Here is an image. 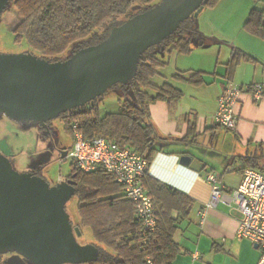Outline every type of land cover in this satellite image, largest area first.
I'll return each instance as SVG.
<instances>
[{"label": "trees", "instance_id": "16d2710c", "mask_svg": "<svg viewBox=\"0 0 264 264\" xmlns=\"http://www.w3.org/2000/svg\"><path fill=\"white\" fill-rule=\"evenodd\" d=\"M19 19L12 25L14 42L26 41L35 54L50 60L67 58L72 48L88 45L105 38L112 27L125 19L154 5L158 0H12ZM219 0H207L205 8L214 7ZM139 5V8L134 9ZM244 29L264 39V9H251ZM101 29V33L96 32ZM195 19L181 23L178 31L162 44L164 51L187 53L192 51L190 38L197 34ZM147 49L137 63V73L128 85L117 84L124 89L120 110L101 113L98 98L81 108L68 112L65 129L72 133L77 122L87 138L97 136L129 146L146 155L151 163L157 148L155 143L165 139L151 121L149 105L158 100L178 101L183 91L171 83L154 84L151 77L158 74L165 60ZM67 50L69 53L66 54ZM253 61L250 54L234 46L226 62V77L231 80L237 66L243 61ZM204 71L188 76L176 74L178 80L193 85L204 83ZM153 89L155 94H151ZM132 90L134 97L129 94ZM217 126V125H216ZM192 129V128H191ZM74 140V138H73ZM246 167H258L256 156H241ZM70 175L76 181L79 196L80 222L74 224L91 228L100 248V264H146L153 258L155 264H172L179 253L174 233L180 219L187 218L194 199L177 189H172L147 171L143 185L153 198L157 228L144 233L137 216L136 205L127 198L122 185L105 169L85 172L74 161L70 163ZM174 212H177L174 215Z\"/></svg>", "mask_w": 264, "mask_h": 264}, {"label": "water", "instance_id": "95a60500", "mask_svg": "<svg viewBox=\"0 0 264 264\" xmlns=\"http://www.w3.org/2000/svg\"><path fill=\"white\" fill-rule=\"evenodd\" d=\"M8 1L0 0V12ZM206 2L160 0L112 27L101 41L80 44L65 59L0 52V118L45 127L49 119L94 103L114 85L130 84L139 57L177 32L185 20L197 22ZM11 155L7 141L0 140V255L17 252L33 264L97 261L100 248L79 242L81 230L66 210L77 192L76 181L51 185L42 176L16 169ZM189 160L181 157L183 164Z\"/></svg>", "mask_w": 264, "mask_h": 264}, {"label": "crops", "instance_id": "0c3cea01", "mask_svg": "<svg viewBox=\"0 0 264 264\" xmlns=\"http://www.w3.org/2000/svg\"><path fill=\"white\" fill-rule=\"evenodd\" d=\"M244 1L219 0L199 17L210 24H220L221 30L238 17L246 21L253 8L264 9L253 4L243 8ZM208 31L205 32L215 34ZM244 43L239 48L255 60L241 62L230 80L243 87L234 109L238 116L235 128L216 126L213 122L220 93L228 81L226 62L232 49L227 61L221 63L223 71L216 69V77L205 79L198 86L177 79L178 83L173 85L183 91L181 99L158 100L149 105L151 121L166 137L155 143L157 151L149 175L194 199L190 215L177 223L174 240L180 251L172 264H256L260 255L249 240L237 235L242 213L235 202L229 205L219 200L216 206H207L212 191L208 174H215L223 189L231 194L242 182L247 165L241 156H256L257 168L264 170V93L255 101L246 89L254 83L264 85V39L250 34ZM183 155L190 157L188 164L181 162ZM204 207L205 214L201 216L199 211Z\"/></svg>", "mask_w": 264, "mask_h": 264}, {"label": "rangeland", "instance_id": "374dc122", "mask_svg": "<svg viewBox=\"0 0 264 264\" xmlns=\"http://www.w3.org/2000/svg\"><path fill=\"white\" fill-rule=\"evenodd\" d=\"M12 3L13 1L10 0L4 12V17L0 21V52H33V50H30L26 41L20 44L14 42V33L11 28L19 17ZM251 4L256 5L255 7L264 8V0H246L242 3V7L247 9V7H252ZM239 19L238 17L234 19V22L229 21L220 30V24L213 25L204 20V18L198 17L196 22L198 33L190 38L191 52H167L162 49V46H152L149 53L163 58L166 63L159 66L158 74L152 76L151 81L157 85H162L166 82L175 84L178 83L175 77L176 74L187 76L197 71H204V79L208 81L216 77V69L218 72L223 71V64L221 63L227 61L230 50L234 46L246 45L244 40L246 42L247 36L251 34L243 27L245 21ZM204 23L208 24L205 25ZM203 28L205 31H208L207 29L214 31L215 34H207ZM96 32L101 33L102 31L101 29H97ZM200 34H202V37H200ZM68 53L69 50H67L66 54ZM149 92L155 94L153 89H149ZM124 94V89L121 86H113L105 94L99 96L98 101L100 103L101 113L119 111L121 99L124 98ZM53 126L59 137V145L71 148L74 140L66 132L63 119L61 117L53 119ZM2 139L6 140L10 146L16 159V167L19 171H26L34 165L47 162L51 157L50 152H46V146L49 140L44 136L41 128H38L37 123L15 121L3 115L0 118V140ZM70 161L69 158L60 159L56 152L53 153L51 160L44 169L52 184L57 183L61 178L66 179L68 177L71 170ZM234 172L236 173V171ZM78 205L79 196L77 194L73 195L66 204V210L70 215L73 225L80 222ZM81 233L77 237L81 244L97 243L90 227L82 226ZM8 255L11 257L4 259L1 264H30L26 260H21L13 253H9L6 256ZM62 264H100V261H67Z\"/></svg>", "mask_w": 264, "mask_h": 264}, {"label": "built area", "instance_id": "2783aa9c", "mask_svg": "<svg viewBox=\"0 0 264 264\" xmlns=\"http://www.w3.org/2000/svg\"><path fill=\"white\" fill-rule=\"evenodd\" d=\"M246 89L251 91L255 101L260 100L264 93L262 83L251 84ZM242 91L243 87L240 85L230 80L226 82L213 116L215 125L236 127L238 116L234 109ZM72 133L74 141L69 150L71 160L85 172L105 169L122 185L127 198L136 205L137 216L144 228L143 234L155 231L157 218L153 198L142 181L150 167L146 155L105 137L87 138L77 122L72 124ZM207 180L212 186L211 199L207 206H216L219 200L229 205L232 202L237 204L242 213L237 235L249 240L254 246L257 245L260 255L256 264H264V170L257 167L244 168L242 182L232 189L231 194L223 189L215 174H208ZM206 207L199 211L201 216H204ZM146 260V264H155L150 256Z\"/></svg>", "mask_w": 264, "mask_h": 264}, {"label": "flooded vegetation", "instance_id": "af4514ba", "mask_svg": "<svg viewBox=\"0 0 264 264\" xmlns=\"http://www.w3.org/2000/svg\"><path fill=\"white\" fill-rule=\"evenodd\" d=\"M10 0L8 1L6 7L0 12V21H2L3 17H4V12L6 10V8L8 7V4H9ZM83 45V44H81ZM77 48H72V51L75 50ZM132 91V90H130ZM129 91V94H131ZM67 116H68V112H65V113H62L60 114L58 117H61L64 121V125L66 124V119H67ZM55 119V118H54ZM37 126L38 128H41L42 130V133L44 134V136L49 140V143L47 144L46 146V152H50V155L52 157L53 153L56 152L58 157L60 159H64V158H69L71 160V158L69 157V150H70V147H67V146H60L59 145V137L57 136V132L53 126V119H49L46 121V126H42L40 123H37ZM66 130V129H65ZM66 132L68 133V131L66 130ZM70 134V133H68ZM71 135V134H70ZM67 152V154H66ZM63 155H65L63 157ZM51 157L48 159L47 162H44V163H40L38 165H34L32 167H30L29 169H27L26 171H21V172H30L32 173L33 175H39V176H42L44 178H46L49 182V178L48 176L46 175L44 169L46 167V165L49 163V161L51 160ZM11 161L13 162L15 168L17 169L16 167V159L14 157V154L12 152V155H11ZM72 161V160H71ZM70 161V163H71ZM71 169V168H70ZM70 175V174H69ZM66 178V179H60L59 181H62V180H69V179H73V177L69 176ZM50 184L52 185V183L50 182ZM11 254L13 253L14 255H17L21 260H26L28 263L30 264H33L28 258L24 257L23 255H20L18 254L17 252H7L5 254H1L0 255V264L1 262L4 260V259H7L11 256H6L7 254Z\"/></svg>", "mask_w": 264, "mask_h": 264}]
</instances>
